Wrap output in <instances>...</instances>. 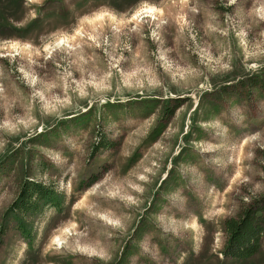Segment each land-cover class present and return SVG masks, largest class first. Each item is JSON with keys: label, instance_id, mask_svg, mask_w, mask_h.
<instances>
[{"label": "rangeland", "instance_id": "rangeland-1", "mask_svg": "<svg viewBox=\"0 0 264 264\" xmlns=\"http://www.w3.org/2000/svg\"><path fill=\"white\" fill-rule=\"evenodd\" d=\"M263 197L264 0H0V264H264L221 253Z\"/></svg>", "mask_w": 264, "mask_h": 264}, {"label": "trees", "instance_id": "trees-1", "mask_svg": "<svg viewBox=\"0 0 264 264\" xmlns=\"http://www.w3.org/2000/svg\"><path fill=\"white\" fill-rule=\"evenodd\" d=\"M96 180L92 176L88 185ZM63 201V194L53 185L27 178L5 218L12 217L20 232L29 237L37 218L49 207L61 209ZM225 231L228 238L221 252L225 258L244 260L260 252L264 237V197L252 205L243 206L237 218L226 220Z\"/></svg>", "mask_w": 264, "mask_h": 264}, {"label": "bare ground", "instance_id": "bare-ground-1", "mask_svg": "<svg viewBox=\"0 0 264 264\" xmlns=\"http://www.w3.org/2000/svg\"><path fill=\"white\" fill-rule=\"evenodd\" d=\"M146 10H147V12H149V11L152 12L154 10V8L150 6V8H148Z\"/></svg>", "mask_w": 264, "mask_h": 264}]
</instances>
